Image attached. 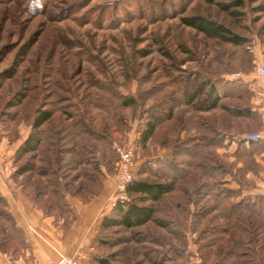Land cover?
<instances>
[{
    "label": "rangeland",
    "instance_id": "1",
    "mask_svg": "<svg viewBox=\"0 0 264 264\" xmlns=\"http://www.w3.org/2000/svg\"><path fill=\"white\" fill-rule=\"evenodd\" d=\"M238 12L239 17H232L203 0H0L1 155L7 157L25 128L30 130L36 112L53 110L59 118V108L72 105L80 116L90 117L91 127L107 138L109 149L114 142L133 145L134 178L141 165L150 162L155 168L159 158L184 167V152L167 158L169 146L179 141L174 142L178 135L196 140L200 122L218 121L221 112L178 106L176 117L158 127L146 145L140 136L152 109L160 115L172 105L166 103L168 98L182 102L183 91L205 77L218 92L248 98L261 118V125L227 120L232 131L240 133L225 136L216 156L226 155L232 143L241 146L244 134L264 136V78L256 74V68L264 66V0H244ZM190 16L221 23L244 36L246 43L233 46L207 38L182 25L180 19ZM9 69L11 77H1ZM127 98L134 103L122 106ZM223 102L236 104L228 97ZM249 143H244L247 149ZM190 146L201 154L200 140ZM1 162H11L12 170L13 157ZM261 163L258 171L264 173ZM191 165L189 174L174 182L172 193L154 206L153 221L136 230L109 231L113 245H94L96 255L115 254L114 264H195V258L202 264H238L244 249L232 244L236 237L204 230L211 219L226 223L217 213H204L206 199L198 198L197 191L203 176ZM109 167L116 187V162ZM248 174L251 182L258 176ZM114 198L115 193L112 202Z\"/></svg>",
    "mask_w": 264,
    "mask_h": 264
},
{
    "label": "trees",
    "instance_id": "2",
    "mask_svg": "<svg viewBox=\"0 0 264 264\" xmlns=\"http://www.w3.org/2000/svg\"><path fill=\"white\" fill-rule=\"evenodd\" d=\"M203 1L217 6L232 17H239L241 13L238 9L244 6V0ZM180 22L183 26L222 43L233 46L246 43L244 36L208 18L182 17ZM11 74L12 69H9L4 71L1 77L9 79ZM217 90L214 81L205 77L198 84H194L191 90L183 91L182 102L168 98L166 103L173 106L170 105V108L160 115L152 109V114L141 132L140 142L143 145L152 140L158 127L176 117V112L180 109L176 108L178 106H181V109L187 106L189 107L187 109L196 112L221 113L218 121H209L208 118L200 122L196 140L186 135H178L174 142L179 141L169 146L168 151L171 155L184 152V157L188 159L182 163L185 168L175 166L166 158L157 159L155 168H152L150 162L141 165L137 176L126 187V199L115 201L112 209L103 215L101 230L94 240L95 245L109 248L113 245L108 237L109 231L117 228L136 230L153 221L156 213L154 206L172 193L176 180L189 174L188 168L192 163L203 176L197 180L202 181L197 191L198 198L206 199V204H203L206 206L204 213H217L226 223H217L211 219L204 226V230L212 229L218 231L217 233L222 232L236 237L232 244L244 249L238 254V264H264V195H257L254 198L242 197L244 189L254 186V182L247 180L246 175L248 173L258 175L261 172L258 171L260 166L255 157L264 152V142H250L249 149L240 142L242 145L238 144L232 156L226 153L218 157L215 154V150L225 143V136L232 137L240 133L232 131L233 127H230L227 120L241 121L242 124H245V121H257L261 125V118L248 98L246 102L243 96H235L230 92L226 95ZM226 96L228 101H233L237 105L224 103ZM133 101L132 98L124 99L122 106L132 105ZM72 107V105L60 107L59 118H55L53 110L47 109H41L34 114L29 124V135L13 156V171L10 174V179L21 187L33 206L42 209L45 215L55 218L68 211L67 197L87 202L97 196L103 188V181L112 173L109 166L112 165V161L117 163L118 160L114 150L109 149L107 138L97 134L91 127L90 117L80 116ZM165 140L167 143L171 141L168 138ZM199 140L203 148L201 154L195 151V146H190L198 144ZM230 157L234 160L230 161ZM239 163L242 164L241 167H238ZM147 173L155 176L156 181H148L147 178L153 177H148L150 175ZM141 174L148 176L140 179ZM228 177L238 185V188L225 185L227 183L225 179ZM164 180L171 181L167 183ZM185 193L187 195V192ZM209 198L210 200H207ZM27 248L24 234L7 211V202L0 194V251L16 253ZM114 257L115 254L111 253L106 257L93 255L90 264H114L112 262Z\"/></svg>",
    "mask_w": 264,
    "mask_h": 264
},
{
    "label": "crops",
    "instance_id": "3",
    "mask_svg": "<svg viewBox=\"0 0 264 264\" xmlns=\"http://www.w3.org/2000/svg\"><path fill=\"white\" fill-rule=\"evenodd\" d=\"M29 132L30 130L25 128L20 138L11 145L13 148L9 149L7 157L4 153L1 155L0 146V194L5 198L7 211L17 227L22 230L25 243L28 245L27 249H21L16 253L0 251V264H43L60 256L75 254H81L84 258L83 264H88L91 256L96 255L94 240L101 230L102 217L115 203L114 200L111 201L115 193V182L107 177L103 181L101 192L87 202L67 197L68 211L58 218L45 215L42 209L33 206L21 187L10 179L13 168L12 170L9 168V171L8 166H12L11 162L5 166L1 162L13 157L17 147L28 137ZM235 151L236 145L232 143L228 153L232 156ZM170 156L171 152L168 151L167 158ZM260 157L262 160H259V163L264 161V152L255 158L257 160ZM233 160L234 158L230 157V161ZM241 166L239 163L238 167ZM246 177L250 178V174ZM225 181L228 182V187L238 188L231 178L228 177ZM257 195H264V173H259L254 178L253 187L242 191V197L254 198Z\"/></svg>",
    "mask_w": 264,
    "mask_h": 264
},
{
    "label": "built area",
    "instance_id": "4",
    "mask_svg": "<svg viewBox=\"0 0 264 264\" xmlns=\"http://www.w3.org/2000/svg\"><path fill=\"white\" fill-rule=\"evenodd\" d=\"M256 74L264 78V66L256 68ZM261 93L264 97V83L261 86ZM244 143L264 140L261 133H247L239 138ZM113 150L117 154L116 163V188L114 201L126 199L125 190L128 184L134 179L136 173V154L130 142L113 143ZM197 257V255H196ZM83 256L75 254L73 256H60L56 260L47 261L43 264H83ZM195 264H202L199 258H195Z\"/></svg>",
    "mask_w": 264,
    "mask_h": 264
}]
</instances>
